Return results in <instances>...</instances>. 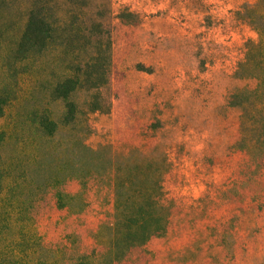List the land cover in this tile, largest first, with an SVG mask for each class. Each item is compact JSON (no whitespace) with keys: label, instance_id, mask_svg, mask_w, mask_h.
I'll list each match as a JSON object with an SVG mask.
<instances>
[{"label":"rangeland","instance_id":"1","mask_svg":"<svg viewBox=\"0 0 264 264\" xmlns=\"http://www.w3.org/2000/svg\"><path fill=\"white\" fill-rule=\"evenodd\" d=\"M37 3L53 41L15 67L7 48ZM261 61L264 0H0V87L15 96L0 117V264H264V163L235 146L231 99ZM78 72L63 123L53 89ZM153 201L163 231L114 250L123 214Z\"/></svg>","mask_w":264,"mask_h":264},{"label":"trees","instance_id":"2","mask_svg":"<svg viewBox=\"0 0 264 264\" xmlns=\"http://www.w3.org/2000/svg\"><path fill=\"white\" fill-rule=\"evenodd\" d=\"M44 9L42 3H37L28 9L20 28L17 30L14 46L7 48V54L11 52L15 54L16 60L13 62L15 67L18 59L23 61L34 57V54L42 53L53 41L52 30L54 25L45 14ZM260 45L261 43H259ZM260 64L264 68V62L261 61ZM86 66L90 68V62H87ZM92 73L95 72L85 73V78L92 77ZM81 76L78 72L76 76H66L58 82L53 89L55 96L62 97L67 101L70 92L76 88L77 84H81ZM97 85V83L94 84V87ZM8 91L7 87H0V117L4 114L7 105L15 98ZM231 99H233L232 105H238L241 109L238 125L239 139L235 146L245 152L249 162L248 165L259 168V165L264 163V78L257 80L253 86L240 89L238 93L233 94ZM65 105L66 111L61 120L63 123H69L75 118L74 108L70 101H67ZM38 123L43 130L49 133H52L56 127L55 122L47 114L39 116ZM6 138H8V134L4 129H0V142H4ZM9 186L10 184L6 182L4 174H0V195ZM154 195L148 194V197L151 198ZM60 196L59 194V199ZM153 203L154 206L151 202L150 205H142L135 211L123 214L122 218L126 222V224L124 222L125 226L113 227L111 234V246L114 250L121 246L127 249L130 246L142 244L150 236L163 231L164 226L160 222H165L164 216L157 212L159 208L156 202L153 201ZM120 220L117 221L120 222ZM79 259L84 260L85 255H80Z\"/></svg>","mask_w":264,"mask_h":264}]
</instances>
